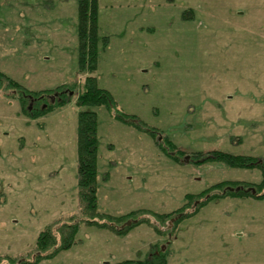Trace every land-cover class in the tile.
<instances>
[{"label":"rangeland","instance_id":"374dc122","mask_svg":"<svg viewBox=\"0 0 264 264\" xmlns=\"http://www.w3.org/2000/svg\"><path fill=\"white\" fill-rule=\"evenodd\" d=\"M98 5L90 72L78 62L79 0H0V70L48 90L47 102L58 86L69 99L33 118L31 100L0 82V263L34 259L41 231L59 240L57 229L77 222L74 243L37 264H115L159 250L168 264H264V197L223 195L252 192L263 170L203 160L220 150L264 162V0ZM91 73L116 108H94L99 215L87 220L76 96ZM129 221L124 234L109 227Z\"/></svg>","mask_w":264,"mask_h":264},{"label":"trees","instance_id":"16d2710c","mask_svg":"<svg viewBox=\"0 0 264 264\" xmlns=\"http://www.w3.org/2000/svg\"><path fill=\"white\" fill-rule=\"evenodd\" d=\"M98 14L99 5L98 0H79L78 7V62L81 71H96L98 67L99 56V35H98ZM107 42V39H104ZM7 81V86L10 88L19 89V99L25 102L26 99L31 100L30 107H28L29 115L33 118L41 116L53 108L64 105L69 101L65 96L66 91L59 90L62 87L58 86L55 93L51 96V101H48V90H28L20 82L9 77L0 70V82ZM1 85V84H0ZM72 89V88H71ZM75 89V87H74ZM59 90V91H58ZM70 90V89H69ZM73 92V90H70ZM69 92V94H71ZM68 96L70 97V95ZM76 100V104L83 109L78 113L77 119V154H78V196L81 206V214L87 220L88 218H95L98 213V148L100 144L98 133V114L94 110L97 106H106L109 110L116 108L112 94L99 86L97 77L91 73L80 86V91ZM120 120L126 122L123 116L118 115ZM137 126V125H135ZM163 147V146H162ZM175 153V152H174ZM213 156H209L204 161L220 160L226 164L234 167H249L261 168L263 170V179L259 183H250L255 193L249 190L238 189L236 187H228L223 195L228 196H248L249 194L255 197H264V162L258 161L256 157L245 154H233L226 151H213ZM174 159H178L179 155L170 153ZM219 182L215 186L221 188L224 183ZM236 184L235 182H232ZM247 183V182H244ZM245 185V184H242ZM247 185V184H246ZM250 186V185H249ZM245 190V191H244ZM263 190V192L261 191ZM134 211H130L126 215H133ZM169 213H164L161 216H167ZM126 215L115 217L118 222L123 223ZM183 215H178L176 221L182 219ZM90 222H96L95 219ZM133 224L139 223L140 219L132 220ZM102 223L101 225H106ZM107 226V225H106ZM129 224L125 227L109 226L117 234H124L127 229H130ZM79 229V223H64L57 229L59 240L51 227L41 231L36 242L37 253L36 257L30 259H20L15 264H37L41 258H46L54 255L58 250L69 248L75 241V234ZM52 251L50 252L49 250ZM49 251V252H48ZM168 253L165 251H153L150 255L143 259H126L115 264H168ZM1 258V257H0ZM6 264V263H0Z\"/></svg>","mask_w":264,"mask_h":264},{"label":"water","instance_id":"95a60500","mask_svg":"<svg viewBox=\"0 0 264 264\" xmlns=\"http://www.w3.org/2000/svg\"><path fill=\"white\" fill-rule=\"evenodd\" d=\"M253 193H255V190L254 189H253ZM130 223H131V221L128 222V224H130Z\"/></svg>","mask_w":264,"mask_h":264}]
</instances>
